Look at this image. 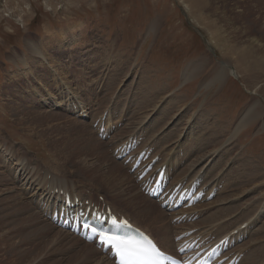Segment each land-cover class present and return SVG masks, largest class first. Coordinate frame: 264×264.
Here are the masks:
<instances>
[{"label":"rangeland","instance_id":"obj_1","mask_svg":"<svg viewBox=\"0 0 264 264\" xmlns=\"http://www.w3.org/2000/svg\"><path fill=\"white\" fill-rule=\"evenodd\" d=\"M224 62L227 81L210 82ZM229 67L235 74L227 75ZM69 100L81 104L86 118L72 116L79 110L74 111ZM255 103L251 111L264 113V0H0V208L15 201L6 198L24 195L53 224L47 214L54 211L51 205L57 198L48 203L32 188L35 185L26 182L18 167V161L25 159L40 176L60 182L54 190L64 189L83 201L92 195L91 200L97 201L106 194L104 202L113 198L112 205L160 243L175 245L176 236L168 239L167 228L181 232L189 223L172 225L168 214L173 213L153 198L157 211L152 215L158 219L138 213V205L146 204L149 196L137 193L139 182L127 165L114 158L115 149L129 138L143 137L136 152L145 146L155 148L149 160L158 154V166L172 165L173 182L181 181L183 174L194 182L201 171L207 173L203 188L210 191L219 181L218 196L200 203L199 214L205 215L197 223L220 208L233 207L229 213L219 211L220 221L201 227L218 223L216 236L234 226L248 230L246 240L257 239L242 253L262 246L251 264L260 261L264 257V114L235 130L243 112ZM155 104L142 126H135L139 112L150 111L152 106L147 105ZM102 118L116 126L110 132L106 129L112 134L108 140L100 139L92 124ZM71 136L88 144L83 136L104 141L101 155L96 150L94 154L100 161L104 158L103 163L108 160L110 169L116 160L122 164L123 176L130 175L123 187L133 196L118 199L121 186L112 182L103 163L100 170L91 164L90 152L71 155L62 149ZM113 138L118 139L110 142ZM207 153L215 156L201 162ZM237 167L253 174L237 181V172H232ZM229 195L236 197L233 202L223 207L217 203L230 199ZM14 217L0 210V264H94V260L72 259L75 250L62 242V235L50 245L56 230L33 236L31 227L12 222Z\"/></svg>","mask_w":264,"mask_h":264},{"label":"bare ground","instance_id":"obj_2","mask_svg":"<svg viewBox=\"0 0 264 264\" xmlns=\"http://www.w3.org/2000/svg\"><path fill=\"white\" fill-rule=\"evenodd\" d=\"M220 66H219V71H220V74L217 76V77H212L209 81L210 82H215V83H221V84H224L226 81H227V79L224 77L225 76V74L222 72V70H224V72H227L226 70H225V66H228V64L227 63H220L219 64ZM188 71V70H187ZM218 71V72H219ZM189 72V71H188ZM230 74H235L234 73V70L231 68V67H229V71H228V73H227V75H230ZM198 75V74H197ZM189 77L190 76H188L187 74H186V72L184 73V78H185V81H187L188 79H189ZM196 77V76H195ZM228 77V76H227ZM189 81V80H188ZM116 92V91H115ZM257 102H258V100H257ZM256 102V103H257ZM253 104V105H251V107L248 109V110H246V111H244L243 112V116H242V118H239L238 119V121H237V123H235L236 125H235V130L237 129V130H242V127H243V125H246V127L247 126H249V125H251V123L249 124V122H255V121H257V119H259V116H262L261 114H264V113H262V112H252L251 111V109H253L257 104ZM259 103V102H258ZM172 104V103H171ZM158 104H155V105H147V106H152V110H150V111H145L144 113H143V111H140L139 112V119H137L136 120V122L134 123V125L135 126H140L141 124H142V121L144 120V119H146L149 115H150V112L151 111H153L155 108H156V106H157ZM260 105V104H259ZM263 108V107H262ZM142 109H143V107H142ZM148 110V109H147ZM255 110V109H254ZM138 114V113H137ZM152 116V115H151ZM247 116H249V117H247ZM122 117V116H121ZM120 117V118H121ZM134 119V118H133ZM107 120V119H106ZM110 121V120H109ZM247 121V123L249 124V125H247L245 122ZM208 123V122H207ZM103 125V118L101 119V122H100V126H99V129H100V127ZM128 125V124H127ZM262 125L264 126V120L262 121ZM103 126H106L105 128L107 129V132H110V131H113V126H112V124L110 123L109 124V122L107 123V122H105V124L103 125ZM142 126V125H141ZM60 128V127H59ZM67 129V128H66ZM244 129H245V126H244ZM136 130V129H135ZM234 130V129H233ZM237 130H236V132H237ZM57 131V130H56ZM59 131H61V130H59ZM65 132V131H64ZM67 132V131H66ZM75 132V131H74ZM232 132V131H231ZM235 132V131H234ZM68 133H73V131H71L70 130V132H68ZM126 133V132H125ZM124 133V134H125ZM240 133V132H239ZM67 134V133H66ZM109 134H111V133H109ZM234 135V134H233ZM57 136H59V135H57ZM76 136V135H75ZM82 136V135H81ZM53 137H55V136H53ZM84 137V139L83 140H86L87 142H89V144L88 143H83V141H81V139H79V138H77L76 137V139H75V137L74 138H72V136L71 137H69L68 139H67V141H70V142H66V144L64 143V145H61V148L63 149H65L66 151H69L70 153H71V155H74V153L75 152H73V151H76V152H80L81 150H82V154H85V153H89L90 152V154L93 156L92 157V162H91V164L93 165V166H95L96 167V169H99V168H101L100 167V164H102L103 162V159H102V161H100L99 159H98V156H97V154L95 155L94 154V151L96 150L97 151V153L99 154V155H101V151H104V146H105V142L104 141H102V140H100V139H98V138H86L85 136H83ZM202 138V137H201ZM118 138H113V139H111L110 140V142L111 141H115V140H117ZM203 139H205V138H203ZM57 141H58V138H57ZM73 142H75L73 145H72V148H71V143H73ZM241 143V142H240ZM108 144H109V141H108ZM239 147V146H238ZM163 148V147H162ZM99 149H101V150H99ZM59 150H60V148H59ZM164 150V149H163ZM63 151V150H62ZM93 151V152H92ZM78 152V153H79ZM208 152V151H207ZM69 153V154H70ZM81 153V152H80ZM103 153V152H102ZM107 154V153H106ZM173 154V153H172ZM76 155V154H75ZM108 155V154H107ZM106 155V156H107ZM207 155L208 156H205V157H203L202 159H200L201 160V162H206V163H208V161H210L211 160V158H213L214 156H215V154H213V153H210V154H208L207 153ZM71 157V156H70ZM73 157V156H72ZM77 157V156H76ZM102 157V156H101ZM109 157V156H108ZM83 158V157H82ZM205 158V159H204ZM205 161H204V160ZM24 160L25 159H20L19 161H18V167L21 169V173L22 172H24L23 173V177L27 180L26 182L27 183H31L32 185H35V187L33 186L32 188H34L35 190H36V192H37V194L38 195H42V196H45V199L46 200H48V203L50 202V203H53L52 201H51V198L53 197V196H55L57 199L55 200V203L54 204H52L51 206L52 207H56V205H57V203H58V201H59V193L56 191V190H54V187H56L57 185H59V183H54L53 182V176L52 177H49V176H44V175H39V173L37 172V170H35L36 169V167L34 166V165H29V163H24ZM75 160V159H74ZM88 160V159H87ZM116 160V159H115ZM78 161H79V159H78ZM80 161H82V159L80 160ZM84 161V160H83ZM105 161V160H104ZM107 161V163H103L104 165H105V167L106 168H108L107 169V174H108V176L113 180L112 182L113 183H115V185H118L119 187L121 186V188L119 189V198L118 199H123V197H127V196H133V195H129L128 193H130V191L129 190H126V188H124L123 186L125 185V184H122L123 183V181L125 182L126 181V179H127V177L128 176H130L129 174H127L126 176H123V173H122V171L124 170L123 169V167L121 166L122 164L120 163V162H118L117 160L116 161H114V165H113V167H111V169H110V166L108 165L109 163H108V160H106ZM14 162V161H13ZM75 163V162H74ZM81 163H83V162H81ZM112 163V162H111ZM110 163V164H111ZM252 163H253V161H252ZM171 164H172V162H171ZM199 164V163H198ZM75 165V164H74ZM76 165H78V164H76ZM84 165V164H83ZM89 165V164H88ZM166 165H170V164H166ZM193 163L189 166V167H192L193 168ZM208 165V164H207ZM210 165V164H209ZM251 165V164H250ZM17 166V165H16ZM80 166V165H79ZM203 166V165H202ZM212 166V165H211ZM63 167V166H62ZM83 167V166H82ZM91 166H89V168H90ZM95 167H94V169H95ZM170 167H171V170L169 171V172H167L166 171V174H167V176L169 177V179L171 180L170 181V185L171 186H173V185H176V184H178L179 182H184V181H187L188 183V185H190V184H192L193 182H190L189 180H186L187 178L186 177H184L185 175L183 174V177L181 178V181H178V182H173V177H172V175H173V171H172V165H170ZM188 167V168H189ZM196 167V166H195ZM194 167V168H195ZM251 167H252V165H251ZM93 168V167H92ZM122 168V169H121ZM176 168V167H175ZM18 169V168H17ZM84 169V168H83ZM252 169H253V167H252ZM40 170V169H39ZM89 170V169H88ZM93 170V169H92ZM100 170V169H99ZM102 170V169H101ZM178 170V169H177ZM238 170H240V168L239 167H237V169H233L232 170V172L235 174L236 172V174H235V176L237 177V181H239L240 180V178H242V177H244L245 179H246V174H253V171L251 170L250 172H243V171H238ZM201 171V170H200ZM199 171V172H200ZM19 172V171H18ZM97 172V171H96ZM99 172V171H98ZM106 172V171H105ZM112 172V173H111ZM182 172V171H181ZM114 173V174H113ZM119 173H121V175H120V177H118L117 175H119ZM175 173H176V170H175ZM179 173V172H178ZM192 173V172H191ZM201 173V174H200ZM199 174H197V175H200L199 177L200 178H204V175H205V171L204 172H200ZM40 174H41V172H40ZM50 174H51V172H50ZM97 174V173H96ZM103 174V173H102ZM131 174V173H130ZM180 174H182V173H180ZM207 174V173H206ZM262 174V173H261ZM40 176V177H39ZM105 177H106V175H104ZM250 176V175H249ZM22 177V178H23ZM248 177V176H247ZM260 177V176H259ZM243 178V179H244ZM107 179V178H106ZM20 180V179H19ZM108 180H109V178H108ZM192 180H193V178H192ZM211 180V179H210ZM216 180V179H215ZM111 181V180H110ZM3 182V181H2ZM20 182V181H19ZM210 183V182H209ZM7 184V183H6ZM75 184V183H74ZM129 184V183H128ZM205 184H207V183H205ZM24 185V184H23ZM217 185H219V181H218V184H217V180L216 181H214L213 183H212V186L213 187H216ZM26 186V185H25ZM29 186V185H28ZM91 186H93V185H91ZM138 186L140 187V183H138ZM7 188V191L8 192H11L13 189L12 188H10V187H6ZM203 188V187H202ZM224 188V187H223ZM252 188H253V186H252ZM118 189V188H117ZM94 191H95V189H94ZM87 192V191H86ZM101 192V191H100ZM108 192V191H107ZM142 191L140 190V189H138V191H137V193H141ZM221 192V191H220ZM2 193V192H1ZM98 193V192H97ZM106 193V192H105ZM136 193V194H137ZM99 194V193H98ZM128 194V195H127ZM14 197H8V198H6L7 200H6V202L7 201H9V200H13V198L15 199V201L13 200V203H10V204H5V205H3V208L1 207L0 208V210H1V212H3L4 214H6V215H8L10 218L12 217V216H16V217H14L13 219H11V221L12 222H14V223H16V224H19V223H24V224H26V226L27 227H31V234L33 235V236H38V237H40V236H42V235H47V234H49L50 232H52L53 230H56L55 231V235H54V237L52 236V241H51V243H50V245L52 244H54V245H56L57 243H58V240L60 239V235H62L61 237H62V242L63 243H65L66 242V244L67 245H70L69 246V249L70 250H75V252H74V255L72 256V259L73 258H79L80 259V261H82L83 263L84 262H92L93 260H94V264H113L114 263V260H112L109 256H108V254L107 253H104V252H102V250H100L99 252H98V249L95 247V245L93 244V243H88V242H85L84 240H80V238H78L76 235H74L73 233H71L70 231H67V230H64V229H62V228H59V227H57L56 225H53V224H51L50 222H47L46 221V219H44V217L40 214V213H38L34 208H33V206L31 205V204H29L27 201H26V199L24 198V195L22 196V195H18V194H14L13 195ZM74 196V195H73ZM78 196V195H77ZM104 196H106V194L104 195ZM229 196H231V195H229ZM75 197V196H74ZM89 197H91L90 195H89ZM136 197V196H135ZM37 198H39V197H37ZM36 198V199H37ZM92 198H93V195H92ZM91 198V199H92ZM132 198H134V197H132ZM131 198V201H129L130 203H132L134 200ZM229 198V197H228ZM228 198H221V199H219L218 201H217V203L218 204H220V206L222 205V207H223V205L226 203V202H233V200H235V198L233 197V196H231V198L230 199H228ZM90 199V200H91ZM149 199H150V197H149ZM40 200V199H39ZM45 200V201H46ZM116 200V199H115ZM30 201V200H29ZM86 201V200H85ZM106 201V200H105ZM111 201L112 202H114L113 201V198H111ZM111 201L110 200H108L107 201V203L111 206V208L113 209V211H115V212H117V213H119V214H122V210H120V209H118L117 208V206H115V205H112L111 204ZM153 199L151 200H149V201H146V204H143L142 206H140V205H138V208H139V210L137 211L138 213H140L141 215H144L145 217H151L152 219H154V220H157L158 219V215L156 214H153L152 215V213H154V212H156L157 210H156V208L154 207V205H153ZM33 202V201H32ZM128 202V203H129ZM209 202V201H208ZM38 203V202H37ZM45 203V202H44ZM115 203V202H114ZM127 203V204H128ZM212 203H214V202H212ZM50 205V204H49ZM47 206V205H46ZM200 206H201V204H197L196 206H193V207H191V208H189L188 210H183L182 211V213H184V212H186V211H188V212H190V213H193L194 215H199V218L200 217H203L204 215H205V213H204V215H203V213L202 214H199V212H200ZM248 206H250L251 207V205H248ZM254 206V205H253ZM41 207V206H40ZM209 207V206H208ZM207 207V208H208ZM247 207V206H246ZM39 208V207H38ZM161 208V207H160ZM210 208V207H209ZM233 208V207H232ZM232 208L231 207H224V209H222V210H224V211H227L228 213L230 212V210H232ZM44 210V209H43ZM161 210V209H160ZM221 210V208L219 209V211ZM221 210V211H222ZM240 210V209H239ZM263 210L264 209H262V211L261 212H263ZM50 211H52L51 209L49 210V212ZM219 211H217V212H215V213H213V214H211V215H209L207 218H205V219H203L201 222H202V224L201 223H197V221H194V222H186V223H189V224H187V226L185 227V229L184 230H191V229H194V228H196V227H200L201 228V234H203L204 235V237H207V236H209V237H212V236H214L213 235V231L215 232V230H216V225L218 224H210V227H208L209 229H207L206 227L207 226H203V227H201V225H203V223H205V224H207L208 222L210 223V222H213L214 221V223H216V222H218V221H220V217L218 216V214H219ZM251 211H249V213H250ZM124 213V212H123ZM167 213H169V212H167ZM255 213H257V212H255ZM259 214V213H258ZM18 215H21V217H17ZM124 215V214H123ZM125 215H126V217H131V216H129L128 214H126L125 213ZM128 215V216H127ZM254 215V214H253ZM172 218V217H171ZM256 218V217H255ZM211 219H212V221H211ZM214 219V220H213ZM249 219H250V217H249ZM136 225H138V226H140L138 223H136L135 222V220H133V218L131 219ZM218 220V221H217ZM249 221H251V220H249ZM243 222V221H242ZM245 222H247V221H245ZM244 222V223H245ZM171 223H172V221H171ZM186 223H183V224H186ZM251 223V222H250ZM182 224V225H183ZM172 225H175L174 223H172ZM182 225H177L176 224V226H182ZM237 225V224H236ZM247 225V224H246ZM250 225V224H249ZM221 226V225H220ZM238 226V225H237ZM141 227V226H140ZM183 227V226H182ZM227 227V226H226ZM173 228V227H172ZM172 228L170 229V228H167V233H166V237L169 239H171V238H173L174 236H177V235H179L180 233H182L184 230H182L181 232H175V231H173L172 230ZM207 230H206V229ZM234 228L235 229H237L238 228V234H235L234 232H235V229H229L227 232H223V234L222 235H219V236H217V238H216V240H219L220 238H222V237H224V236H226V235H229V234H231V236L232 237H235L236 239L238 238V235H240V234H242L243 233V235L246 233V232H248V230H244V231H240V229H241V227L240 226H238L237 228L234 226ZM144 229V228H143ZM146 230V229H145ZM163 230V229H162ZM220 230H222V229H220ZM224 230H226V229H224ZM160 231V230H159ZM218 231V230H217ZM166 232V231H165ZM260 232H262V228L260 227L259 229H257V234L258 233H260ZM162 233H164V232H162ZM247 234V233H246ZM166 237H164V239L166 238ZM258 238H259V236H258ZM255 239H257V238H255ZM255 239H253L252 238V240L250 239V241H248V240H246L245 242H243L242 244H238L237 245V250L240 252V253H242V251H246V249L248 248L247 246L248 245H250V244H252V241L253 242H256L255 241ZM159 240V239H158ZM157 240V241H158ZM75 241H77V242H79V244L81 245L82 244V246L80 247L79 245V247L78 248H76V244H77V242H75ZM160 241V240H159ZM158 241V243H160ZM248 241V242H247ZM61 242V241H60ZM61 242V243H62ZM172 244L174 245V242L173 243H168V244H164V243H160V245H161V247L164 249V250H166V251H168V252H170V253H173L172 252ZM263 244V243H262ZM64 245V244H63ZM174 246H176V245H174ZM62 247V246H61ZM68 247V246H67ZM262 247V246H261ZM261 247H256V248H254V249H252V251L250 252V251H248V253H246L245 254V256L242 258V260H241V262H240V264H251V262H252V260H255L254 258L257 256V255H260V253L262 252V248ZM175 250H176V247H175ZM69 251V250H68ZM264 252V251H263ZM75 253H78V256L75 254ZM100 253V254H99ZM263 258L264 257H262V259H260V261H257V262H255V263H252V264H261V262H262V260H263ZM76 259H75V261H76ZM258 260V259H257ZM79 261V260H78ZM256 261V260H255ZM93 263V262H92ZM82 264V263H81Z\"/></svg>","mask_w":264,"mask_h":264},{"label":"snow or ice","instance_id":"obj_3","mask_svg":"<svg viewBox=\"0 0 264 264\" xmlns=\"http://www.w3.org/2000/svg\"><path fill=\"white\" fill-rule=\"evenodd\" d=\"M127 227V221L121 222ZM84 228L90 229L100 240V243L110 248L119 264H164L165 254L142 234L99 230L85 223Z\"/></svg>","mask_w":264,"mask_h":264}]
</instances>
